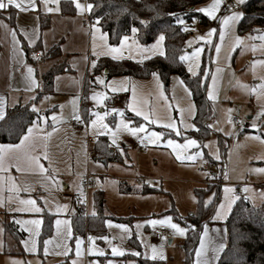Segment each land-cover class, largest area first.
<instances>
[{
    "label": "rangeland",
    "instance_id": "374dc122",
    "mask_svg": "<svg viewBox=\"0 0 264 264\" xmlns=\"http://www.w3.org/2000/svg\"><path fill=\"white\" fill-rule=\"evenodd\" d=\"M79 2L85 4L84 0H79ZM188 31H190V34L186 41L187 53H191L197 47H205L206 44L203 40L194 39L196 36H206L202 29L199 30L194 25ZM189 41H192L191 47L188 45ZM163 49L165 52L164 46ZM202 54L200 56L199 67L195 68L196 75L200 71ZM148 55L150 59L160 56L158 53H148ZM92 57L91 59H88V57L84 59L82 55L74 57L73 61L77 63L75 67L76 73L67 76V78L73 80L72 86H75V81L83 84L86 75L94 79L89 80L86 92L89 118L86 120L80 114L78 98V102L75 105L72 103L74 99L67 95L56 96L51 99L53 104L50 107L53 109L57 105L58 109L57 111H52L49 115L50 124L56 130L59 128L63 132L59 135L56 131L53 132L52 129V147L51 158L48 163V175H54L55 180L59 182V186L51 184L50 181H45L44 177L32 178L29 176L11 175L15 178L18 186H26L30 189L29 191H20L19 198L36 200L37 206L42 208V212L12 211L14 208L22 207L15 200L16 194L9 193L7 185L0 188V200L3 201V203H0V264H12L13 261H20L21 264H72L73 260L78 261V264H87V258L91 259L93 264H99L100 260L101 262L104 261L103 258L105 262L106 259H112L115 261V264H137L136 260L130 257L132 253L138 252L130 243L133 236L141 246V253L144 258L146 257L143 254L147 251L150 256L151 246L155 245L158 251L163 252L165 257L163 261L166 264H183L185 251L182 246L186 240L187 231L181 235L166 225H158L156 228H153L146 221L150 219H162L170 215L173 217L174 223L179 224L182 228H186L176 217H186L197 211L198 200L195 190L205 189L207 187L206 182L213 180V174L217 175V179L211 185H222L221 180L223 181L221 198L226 196L224 189L227 187L234 190L233 197L237 199L249 201L254 206L264 205V129H253L251 127V120L247 119L251 115V110L248 106H239L238 102H234L233 107H222L218 110V113L214 110L216 119L210 126L211 134L203 147L195 139L197 145L185 149L182 146L186 140L194 139L184 136L187 132L195 129L187 127V125L194 124L195 115L190 116L185 112V123L181 124L179 109H187L190 104L194 105V102L192 95L189 97L178 84L174 86V78L181 79L179 76L175 75L171 78L168 90L165 89L160 78L164 94L168 98L167 104L172 105L171 110L168 111L165 101L158 98L159 90L152 76L148 79H138L123 76L108 78L102 72L94 75V68L91 66L92 60L102 57H112L105 55H92ZM122 59H130L139 63L146 61L135 49L131 53V58L130 54H124L122 58L115 60ZM22 67L24 66L16 67L15 71L20 70ZM186 67L188 70L187 63ZM189 74L192 75L190 72ZM97 77L103 79L105 84L113 80L122 81L128 78L126 85L128 90L118 93L113 92L111 88H106L103 84H99L96 80ZM133 86L137 87L138 100L142 109L149 112L155 109L161 117L162 123H166V118L170 115L176 123L177 130L181 133L180 135H176L175 131L165 129L161 125L147 124V122L143 121L142 117L135 116L131 109L128 108V104L133 102L131 93ZM94 93H103L106 99L98 104L91 99ZM116 98L120 99L116 100ZM60 105H64V108L61 109ZM114 108L122 110L124 115L120 116L119 111H112ZM74 110L78 111L81 116V123H77L73 118ZM96 112L100 114L99 117L92 115V113ZM230 113L231 115L229 116ZM127 114H132L135 118H138V121L129 120ZM53 115L60 117V119L52 121L51 117ZM233 117H237L241 123H248L247 130H241L240 126L233 124ZM122 119L128 123L129 127H136L141 123L146 124L145 132L138 134L141 138L145 135H150L154 131L163 132L164 135L158 144H152L148 141L137 139L121 130L117 134L118 148L111 143V135L104 134L105 130L102 128V125L107 124L109 128L116 131V125ZM92 120H97L95 126L92 125ZM81 126H83L81 131H75ZM101 136H105L110 142V147L115 148L113 152H119L122 156L124 153L121 154V150L124 151L126 149L128 156L126 164H105L102 161L93 159L94 156H91L90 153L93 152L95 143ZM257 136L259 139H256ZM167 139L174 140L176 145L180 147L175 151L167 147ZM135 144L140 147V151L135 149ZM197 153L200 155L194 161L183 159L185 156ZM178 155L181 159H177ZM53 169H55L54 173ZM226 175L228 179H225ZM87 176L92 177L96 181V187L88 195H84L82 198L83 202H81L78 189L82 188ZM140 179L145 181V185L139 183ZM121 184L130 187L132 192L123 193L121 191ZM245 188L249 191L245 192ZM145 189H150L151 191L149 193H142ZM99 191L104 194V216L107 217L106 221L111 220L114 224H126L130 229L131 234L125 235L122 241L113 239V237L120 235L122 230L115 227L109 228L105 222L107 228L106 236H109L112 240V245L124 250V256L113 257L111 255V246L93 233L86 231L83 235L74 236L73 234L72 218L75 214V203L80 204L81 210H83L84 206L86 217L94 216L92 214L95 212L96 215L94 196ZM236 191L241 192L242 196L237 197ZM10 195L14 197L11 203L8 200ZM212 200V195L206 196L204 198L205 205L210 204ZM64 204H67V210L58 213L57 205ZM47 214L53 216V229L50 237L45 239L52 241L48 245V252L45 253V240L41 243L40 234L44 217ZM57 218L69 220L72 228V238L64 241L68 247L67 255L58 254L63 249L56 247V244L63 240V236L58 235L55 229L54 221ZM29 219L42 220L39 236L35 237V250L29 251L25 249L22 241L29 239V232L24 230L27 226L17 224L19 231L23 232L25 237L19 245L13 240H9L7 250L10 253L6 252L3 222ZM137 224H141L142 227L137 229ZM157 234H161L162 237L158 238ZM90 235L98 237L95 244L98 248L105 251V257H97L89 253L88 249L90 245L87 238ZM76 238L84 241L81 245V255L79 257L75 254ZM171 240L172 242H170ZM19 252L23 254H19ZM195 258L194 256L193 264H195Z\"/></svg>",
    "mask_w": 264,
    "mask_h": 264
},
{
    "label": "trees",
    "instance_id": "16d2710c",
    "mask_svg": "<svg viewBox=\"0 0 264 264\" xmlns=\"http://www.w3.org/2000/svg\"><path fill=\"white\" fill-rule=\"evenodd\" d=\"M207 0H86L87 4L94 5L91 12L88 13V19L95 22L100 18L98 25L103 32H107L110 44H117L116 32L131 35L130 28L135 26L140 28L137 34V40L141 45H150L155 42V37L164 34L165 55L157 56L142 63L130 59L115 60L109 57L97 59L94 67V75L102 71H107V77H132L138 79H148L153 71L157 72L163 82L165 89H169L171 78L179 76L185 85L192 90V99L195 104L196 114L193 120L195 129L187 132L184 137L196 139L203 147L205 141L211 134L209 127L214 119L212 104L207 96L208 78H204V72L210 73L213 65L214 47L210 50L206 44L202 54L200 71L197 75L189 74L186 63L180 61L179 57L186 52V41L190 31H183L180 25H177L175 18L168 15L176 13L186 20L188 29L199 26H208L211 20L200 12L195 11L197 6ZM156 9V10H154ZM158 10V11H157ZM244 18L238 25V34L264 32V0H249L242 6ZM63 15H75L76 9L72 1H64L61 4ZM11 18L14 24V15ZM146 21L148 26L143 27L140 21ZM195 21V22H194ZM49 21L43 20L42 29L47 28ZM217 34V33H216ZM213 41V45L216 41ZM60 46L57 45L47 53V58L51 59L59 54ZM211 56V59L209 58ZM66 71V65L62 64L53 67L43 75L45 90L49 91L53 87L56 76ZM94 80L93 78H91ZM202 81L201 86L197 88L196 81ZM89 80H87V92ZM87 97V96H86ZM82 114L87 120L89 112L86 100L82 104ZM129 120L138 121L132 114H127ZM36 119V114L32 112L29 105H18L7 111L3 120H0V144H17L19 138L17 130L29 125ZM94 151L95 159L105 163L126 164V158L119 152H113L110 142L105 136L97 139ZM126 151V149H125ZM217 175L213 174V181H216ZM123 193H131L132 189L121 184ZM150 189H145L142 193H149ZM195 194L198 200V209L186 217H176L178 221L187 229L186 240L182 246L185 251L183 264H193L195 249L199 243L200 233L205 221L211 220L217 205L222 197V185H207L205 189H196ZM208 195L213 196L212 202L205 205L204 198ZM83 206V205H82ZM94 206L96 215L86 217L85 209L80 208V204L75 203V214L72 218L73 234L83 235L86 231L97 235L106 236L107 228L105 225L107 217L104 216L105 199L103 192L99 191L94 196ZM53 216L45 215L40 234V241L52 234ZM4 244L5 251L9 240L16 244L24 239L25 234L19 231L14 221H4ZM227 243L217 264H264V205L254 206L249 201L239 199L230 213L227 221ZM132 247L141 253V246L133 236L130 240ZM15 253V252H11ZM18 253V252H17ZM19 254H23L19 252ZM138 264H166L163 260L152 261L144 258L142 255L130 256ZM129 257V258H130Z\"/></svg>",
    "mask_w": 264,
    "mask_h": 264
},
{
    "label": "snow or ice",
    "instance_id": "6c2138e0",
    "mask_svg": "<svg viewBox=\"0 0 264 264\" xmlns=\"http://www.w3.org/2000/svg\"><path fill=\"white\" fill-rule=\"evenodd\" d=\"M74 3V7L76 10L80 11L81 13L84 12H91L94 5L91 3H88L87 5L79 2V0H72ZM223 0H213L211 4H209L207 7H201L198 9H195V11L203 13L205 16L209 17L210 19H217L216 13L219 11L220 6L222 4ZM42 3L44 5V10L48 13L57 12L59 11V7H50L49 4H59V0H42ZM246 3V0H235V5H230L229 7H235V6H241ZM9 7H14L15 9H18L20 11L26 12L29 9L35 10L36 8V0H0V10L8 9ZM156 10V9H154ZM158 11V10H157ZM168 15L173 16L175 18V22L177 25L183 26V31H188V27L186 25V20L179 14L176 13H169ZM244 18V13L239 11H233L230 15H225L220 19V31H219V43H215L213 45L212 37L216 33L215 28H211L207 31L206 36H196L194 37L195 40H203L205 44L209 46V49L211 50L214 47V51L216 54V58L219 59L220 53L222 51V47L224 45V41L226 39V36L228 32L230 31L231 27L236 24L239 20ZM195 22V21H194ZM140 25L143 27H147L148 24L146 21L141 20ZM100 24V18L98 17L96 21L91 25L92 28V39H93V45H92V55L93 56H111L112 59H118L122 58L127 51L130 54L133 49H135L136 52H139L144 60L150 59V56L148 53L156 54L158 53L160 56H164L165 52L163 49L164 41L166 39L164 34H159L155 37V42L151 45H141L139 41L137 40V34L140 32V28H137L135 26L130 28L131 37L128 34H121L119 31L116 32L117 44H109L108 43V33L101 31V28L97 25ZM6 29V32L11 35L14 45V51L19 55L20 62L23 63V52L20 49V41L17 39V33L14 30H9L8 26H4ZM97 33H99V36H97ZM261 39H264V37H260ZM131 41V42H130ZM234 41L236 45H242L244 42L239 36L234 37ZM29 44H33L34 40L31 37H28ZM189 47L192 45V41L188 42ZM232 45H229V48H231ZM204 52V47H197L195 48L191 53H185L184 55H181L179 57L180 61L186 62L188 64V72H190L193 76L196 75L195 68L199 67L200 63V56L201 53ZM34 59H39L38 56L33 57ZM211 59V56L209 57ZM254 64L257 63L256 61L253 62ZM259 63L264 64V61H259ZM91 66L94 68L96 66V60H92ZM27 69L26 74V80H27V87L26 90L31 91L35 88H38L40 85L38 84L37 80L35 79L33 73L34 69L30 66L25 65ZM222 71L220 67H217L215 72L211 73V84L207 86V96L208 99L212 100L215 99V92L214 88L218 81L219 73ZM153 79L156 81L157 88L159 90L158 92V98L163 99L165 101L167 110L170 111L172 108V105L167 104V97L164 94L163 85L160 82L159 74L155 71L151 73ZM204 78L209 77V72H204ZM127 79L125 78L122 81H116L113 80L110 83L105 84V81L101 79L100 77H97L96 80L99 84H103L106 88H111L113 92H120V91H127ZM202 81L197 80L196 86L199 88L201 86ZM175 84H178L180 87L183 88L184 92L191 97L192 90L189 89L185 82L179 78H174V86ZM242 87H244L242 85ZM261 89L264 90V84L261 85ZM255 92L256 90L253 89ZM131 93L133 97V102L128 104V108L131 109V111L135 114L136 117H142L143 121L147 122V124L152 125H161L165 129H171L176 132V135H180L181 133L177 130L176 123L172 120L171 116L169 115L166 119V123H162L161 117L157 114L155 109L152 111H144L142 107L140 106V102L138 100V91L137 87L133 86L131 88ZM34 100L35 97H32ZM45 99H48V97H45ZM94 101H96L98 104L101 103L104 99H106L105 95L103 93H94L91 97ZM73 105L76 104V100L74 99L72 101ZM61 109L64 108V105L59 106ZM5 105L3 99H0V120H3L5 118ZM112 111L117 112L119 111V115L123 116L124 113L122 110L112 109ZM32 112L36 114V119L33 120L29 125H26L24 127H21L17 130V136L19 138L18 144H0V188H2L4 185H7L9 193H15V200L18 202L19 205L22 207L14 208L12 211H18V212H33V213H41L42 208L37 206L36 200L34 199H20L19 198V192L20 191H29L30 189L26 186H18L15 182V178L11 176L10 169L12 167L16 168L17 172H26V173H39L41 176L44 177L45 181H50L51 184L59 186V182L55 180L54 175H44L45 173H48L49 169L45 168L39 161L40 157L35 155L36 149L40 146L38 144V141L40 140H46L48 137L52 135L51 132L46 131V117L41 114V110L36 106L35 103L32 104ZM180 122L181 124L185 123V112H187L188 115L192 116L195 115V106L193 104H190L187 109L180 108ZM92 115L99 117L100 114L98 112L92 113ZM260 117H264V106H262L261 111L258 113V116L254 119V122L252 123L251 127L253 129L257 128V124L255 122L256 119H259ZM73 118L77 123H81V116L79 115L78 111L73 112ZM52 121H57L60 119V117H57L56 115H53L51 117ZM92 125L95 126L97 124V120L91 121ZM146 124L141 123L139 126L136 127H129L128 123H126L123 119L119 124L116 125V131H113L107 124H103L102 128L105 130L104 134L111 135L112 140L111 143L113 145H116L119 148V145L117 144V134L123 130L129 134H131L133 137H136L137 139H141L142 141H148L152 144H158L160 142L161 137L164 135L163 132L154 131L150 135H145L144 137H139L138 134L145 132ZM187 127L195 128V125H187ZM56 131V128L53 127V132ZM42 134V135H41ZM256 139H259L257 136ZM197 141L195 139H188L186 140L185 144L182 146L183 148H188L190 146H196ZM166 146L169 148H172L174 151L180 147L176 145V142L172 139L166 140ZM46 147V145H45ZM121 154H123V150H121ZM44 159H49L48 153L44 151L42 153ZM200 155L199 153L188 155L183 157V159L194 161L197 159V156ZM218 158V157H217ZM177 159H181V157L178 155ZM53 173L55 172V169L52 170ZM225 179H228V176H225ZM79 191V198H82L84 196L82 188L78 189ZM226 196L225 201L219 205V207L216 209L215 215L217 219H222L224 215L227 214L228 209L231 205V201L233 199V193L234 190L231 188H225L224 189ZM249 191L247 188H245V192ZM14 197L10 195L8 197L9 203L13 201ZM210 202V201H209ZM0 203H3L2 200H0ZM68 206L67 204L64 205H57V212H62L67 210ZM95 215V212L92 213ZM16 224H22L27 227L24 228L25 231L29 232V239L22 241V243L25 246L26 250L34 251L36 247V239L35 237L39 236V229L42 224L41 219H29V220H15ZM147 224L151 225L153 228H156L159 226H167L174 230L175 232L183 235L186 233L187 229L180 227L179 224L173 222V217L168 215L165 216L162 219H150L146 221ZM55 229L58 235L63 236V240H61L60 243L56 244L57 248L63 249L62 252L58 254L67 255L68 247L66 243H64L65 240H69L72 238V228L70 226V221L67 219H60L57 218L54 221ZM106 224L109 228H117L122 230L120 235L113 237V239L123 240L125 235H130V229L128 225L126 224H114L113 221L108 220L106 221ZM142 227L141 224H137L136 228L140 229ZM63 229V231H62ZM139 235V233H138ZM208 235L207 228H204V235L201 237L200 240V248L196 251L197 256V264H205V261L203 260V256L205 253V248L207 245L206 237ZM89 241V253L94 254L97 257H105V251L103 249H100L96 246L95 241L98 239V237L95 236H88ZM99 239H103L111 246V255L113 257L117 256H124L125 252L122 248L112 245V240L109 238V236H103L99 237ZM143 243V241H141ZM51 240H45L44 241V251L45 253L48 252V245L51 244ZM84 243V241L80 238H76L75 240V254L77 257L81 255V245ZM147 247V246H146ZM134 256H141L142 253L140 252H134L132 253ZM146 258H150L152 261L163 260L165 257L163 255L162 251H158L157 246L153 245L151 246V253L149 256V253L146 251L143 254ZM12 264H21L20 261H13ZM72 264H78V261L73 260ZM106 264H115V261L112 259H106Z\"/></svg>",
    "mask_w": 264,
    "mask_h": 264
},
{
    "label": "crops",
    "instance_id": "0c3cea01",
    "mask_svg": "<svg viewBox=\"0 0 264 264\" xmlns=\"http://www.w3.org/2000/svg\"><path fill=\"white\" fill-rule=\"evenodd\" d=\"M64 1L72 0H59L58 5L50 3V7H59V11L52 13H48L44 10L42 0H36L35 10L29 9L28 11L23 12L15 9L14 7L0 10V99H3L4 101L5 116L7 111L11 108H14L15 106L29 105L32 108V104L35 103L36 106L41 110V114L46 117V131L51 133L54 126L50 124L51 122L49 121V115L52 111H57L58 109L57 105H55L53 109L50 107V105L53 104L51 99L56 96L61 97L67 95L75 99L77 103L78 98L80 114L83 117L82 104L87 99L85 89L87 87V80L91 79L89 78V75H86L83 84H81L79 81H75V86H72L73 80L67 78L68 75H73L76 73L75 67L77 63L76 61H73L74 57L82 55L84 59L86 57H88V59L93 58L91 54L93 45L91 25L93 22L89 21L88 19L89 12L81 13L77 10L75 15H63L61 12V4ZM84 1L87 5L86 0ZM227 1L235 2V0H223L219 11L216 13L217 19L213 20L208 17L211 20V23L208 26L203 27L195 24L199 30L202 29L205 35L209 29L215 28L217 33H215V43L220 42V19L223 16L230 15L232 13L230 12L224 14L222 12V5ZM248 1L249 0H246V2ZM212 2L213 0H207L197 6L196 9L207 7ZM242 6L243 5H241L237 11L243 12ZM12 12L15 13L13 18L14 24H12L11 21V18L13 17ZM47 19L49 21V25L47 28L42 29V22L43 20L45 21ZM240 21L241 20L234 24L228 32L219 59L216 58L215 51L213 53V65L209 73L208 85L211 84V73L215 72L217 67H220L222 71L219 73L218 81L214 88L215 99H209L214 113V119L210 123L209 127L216 119L215 111L218 113V110L222 107H233L235 104L234 102H238L237 104H239V106L244 105L249 107L251 110V115L248 116L247 119L251 120V124L258 116L262 106H264V90L261 89V85L264 84V64L259 63V61H264V39L260 38L264 37V32L247 33L241 36L238 34V25ZM5 25L8 26L9 30H14L17 33V39L20 41L19 47L23 52V63L20 62L19 55L13 50V40L11 35L6 32L4 27ZM215 34L212 37L213 41L215 39ZM97 36H99L98 33ZM235 36H239L244 43L242 45H236L234 41ZM28 37H31L34 40L33 44H29ZM230 44L232 45L231 48H229ZM57 45L60 46L59 54L54 58L48 59L46 57L47 53ZM125 54L129 55L127 51ZM34 55L42 56V60L34 59ZM95 60L97 61V59ZM254 61L257 63L254 64ZM62 64L66 65V71L56 76L52 89L46 91L43 75L53 67ZM25 65L34 69L33 75L40 85L38 88H35L31 91L26 90L27 69ZM19 66L24 67L15 71L16 67ZM102 73L107 76V71H102ZM242 85L244 87H242ZM253 89L256 91L254 92ZM32 97H35V99L33 100ZM45 97H48V99H45ZM118 99L120 98H116V100ZM230 115L231 113L229 116ZM255 122L257 124V128L260 130L264 129V117L256 119ZM235 125L239 126L238 124ZM82 127L83 126H81L79 129H76L75 131H81ZM56 132L61 135L63 131L58 128ZM51 142V136L46 140L38 141L40 146L35 152V155L40 157L39 162L47 169H49L48 163L51 158ZM135 146L136 144L134 147ZM111 149L113 151L115 150V148ZM44 151L48 153L49 159L47 160L43 158L42 153ZM123 153V156L127 157L126 160H128L125 150ZM93 159L96 160L95 156ZM102 162L105 163L104 161ZM48 173H45L44 175H48ZM10 174H14L15 176H29L32 178L43 177L39 173L17 172L15 167L10 169ZM213 182V180H208L206 184L210 185ZM238 200L239 199L233 197L227 214L224 215L222 219H217L215 212L219 205L225 201V197L223 196L215 209L212 219L204 222L199 237V243L194 253V256L196 257L195 264H197L198 259L196 256V251L200 248V240L204 235L205 227L207 228L208 235L205 238L207 245L203 260L205 261V264L218 263L227 243L226 221ZM103 260L104 261L102 262L100 260L99 264H106L104 258Z\"/></svg>",
    "mask_w": 264,
    "mask_h": 264
},
{
    "label": "built area",
    "instance_id": "2783aa9c",
    "mask_svg": "<svg viewBox=\"0 0 264 264\" xmlns=\"http://www.w3.org/2000/svg\"><path fill=\"white\" fill-rule=\"evenodd\" d=\"M230 5H235V2L234 1H227V2L223 3L222 12L224 14H227V13H230V12H233V11H237L240 8V6H235V7L230 8L229 7ZM36 56L39 57L38 60H42V56H39V55H36ZM82 97H84V96H82ZM232 121H233V123L238 124L240 126L241 130H247V128H248V124L247 123H241L240 120L237 117L233 118ZM135 148L137 150H140V147L138 145H136ZM90 155L91 156H95L96 155L95 151L93 150V152H91ZM139 183L142 184V185H145V181L144 180L140 179ZM221 184L223 185V181L222 180H221ZM95 187H96V181L92 177L87 176L85 178L84 182H83V185H82V189H83L84 195H88L90 193V191L92 189H94ZM236 195H237V197H241L242 196L241 192H239V191H237ZM157 237L160 238V237H162V235L161 234H157ZM86 262H87V264H93V261L91 259H89V258L86 259Z\"/></svg>",
    "mask_w": 264,
    "mask_h": 264
},
{
    "label": "water",
    "instance_id": "95a60500",
    "mask_svg": "<svg viewBox=\"0 0 264 264\" xmlns=\"http://www.w3.org/2000/svg\"><path fill=\"white\" fill-rule=\"evenodd\" d=\"M171 242V241H170Z\"/></svg>",
    "mask_w": 264,
    "mask_h": 264
}]
</instances>
